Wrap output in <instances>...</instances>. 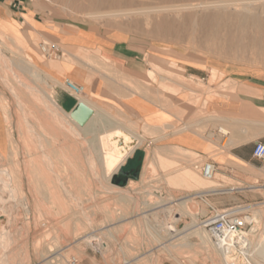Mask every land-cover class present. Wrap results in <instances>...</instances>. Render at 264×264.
Returning a JSON list of instances; mask_svg holds the SVG:
<instances>
[{"label":"rangeland","instance_id":"obj_1","mask_svg":"<svg viewBox=\"0 0 264 264\" xmlns=\"http://www.w3.org/2000/svg\"><path fill=\"white\" fill-rule=\"evenodd\" d=\"M33 2L50 22L72 30L94 28L126 40L149 62V78L144 83L149 99L155 104L161 101L168 112L178 116L181 102L197 116L206 114L207 93L229 87L224 68L264 71V54L222 49L218 40L208 44L197 31L151 35L152 25L134 22L122 6L108 12L87 7V0ZM180 2L173 5L187 3ZM184 12L173 16L180 19ZM16 39L0 27V110L8 138L7 151L0 153V264H68L73 256L79 260L89 256L87 250L91 256L95 253L105 258L98 264H142V255L181 258L180 264H228L231 256L220 251L202 225L208 216L201 217L206 202L199 198L202 190L219 186L224 177L216 170L212 179L205 178L198 154L179 147H160L156 128L112 101L97 103L95 117L86 126H79L57 100L68 77L57 78L46 70V64L68 60L82 66L79 69L85 83L78 84L84 85L85 92L94 77L103 72L115 75L116 71L104 65L94 50L82 49L70 55L53 39L36 37L28 40L29 45ZM42 42L63 47V54L44 57ZM22 55L44 76L33 77L19 69L15 62ZM128 84L134 91H142L141 85ZM84 94L81 97H88ZM118 122L145 137L138 145L133 137L127 143L118 137V144L144 148L146 159L138 181L114 187L101 165L99 134ZM171 124L166 131L181 128L178 122ZM259 192L261 197L252 204L242 203V209H249L245 212L252 217L254 207L264 206V189ZM93 233L100 236L98 241L84 239ZM235 261L245 264L242 256Z\"/></svg>","mask_w":264,"mask_h":264},{"label":"crops","instance_id":"obj_2","mask_svg":"<svg viewBox=\"0 0 264 264\" xmlns=\"http://www.w3.org/2000/svg\"><path fill=\"white\" fill-rule=\"evenodd\" d=\"M17 1L20 3L19 7H15ZM48 18L45 12L40 13L36 10L33 1L0 0V27L14 38H19L28 45V40L36 37L53 39L70 55H75L82 49L94 50L99 53L100 61L104 65L116 71L115 75L103 72L87 84L84 95L92 102L101 104L112 101L120 108L125 106L135 112L143 124L156 128L160 147L190 150L198 154L202 163L211 161L216 164L217 172L224 178L220 179L219 186L199 193V198L206 202V210L200 214L201 217L209 216L211 207L217 210L236 206L242 208V203L252 204L254 199L261 197L259 191L264 189L262 188L264 184L260 183L264 182L262 176L264 160L254 155V149L258 142H264V71L246 69L231 71L224 68V74L230 80L229 87L213 88L216 92L207 93L206 114L197 116L195 111L189 110L184 105L185 102H181L179 104L181 113L178 116L168 112L161 101L155 104L149 99L145 92L148 86L144 84L149 78V62L144 55L129 46L126 40L106 35L94 28L79 27L77 30H72L62 23L50 22ZM117 36L119 37L118 34ZM63 47H60L61 50ZM80 67L82 66L68 60H62L59 64H46V70L57 78L68 77L77 83H85L84 73L80 71ZM128 82L141 85L142 91H134ZM68 93L63 90V94L59 95L57 100L71 112L77 107L79 100L85 101ZM172 122H178L181 128L176 131H166ZM117 127L119 122L116 127L101 132L99 137ZM163 127L164 131H162ZM132 135L137 139V145L145 140L144 135L135 130L132 131ZM100 138L99 150H103ZM134 147L130 148V154L111 175L110 180L114 187L127 186L129 182L139 180L146 153L144 148ZM7 149L5 116L0 110V153H4ZM254 209L256 211L253 217L250 212H245L249 209H242V212L247 213L252 220L256 262L264 264V248L261 246L264 245L262 238L264 237V206ZM87 253L89 256L81 260L82 264H98L105 261L103 256L99 258L95 253L91 256L92 253L88 250ZM139 260L142 264H176L177 262L180 264L181 262V258L157 259L151 255H142ZM123 264H131V261H125Z\"/></svg>","mask_w":264,"mask_h":264},{"label":"bare ground","instance_id":"obj_3","mask_svg":"<svg viewBox=\"0 0 264 264\" xmlns=\"http://www.w3.org/2000/svg\"><path fill=\"white\" fill-rule=\"evenodd\" d=\"M73 1L74 0H68V2L71 3ZM87 1L89 2L87 7L100 8V10L107 9L108 12L110 9L113 10L116 7L119 8V6L127 8V10H129L128 14L134 17H130L132 18L131 20L136 23H141L143 21L146 24L152 25V29L148 32L151 35L154 33L165 35H182L184 33H188L189 31H197V33L199 32L201 37L204 38L203 40L208 44L209 42L218 40L220 43L218 46H220L222 49H233L238 52L250 51L253 53L264 54V0H195L197 2H193L194 0ZM180 1H187V3L173 5L174 3H178ZM150 4H154L155 7H147ZM237 7L240 9H237ZM120 9L121 7L117 10L119 11ZM196 9L199 10V12H190L187 14L184 12L186 10L192 11ZM181 12H184V14L180 17V19L178 18L179 20L173 16L174 14L179 15ZM118 13L115 14L118 15ZM121 13L123 12H120L119 15ZM110 17L112 19V15ZM15 65H17L19 69L25 73L33 75V77L35 76L40 78L43 75L40 74V71H38L37 66L32 63L31 59L27 58L25 55L20 56L17 62H15ZM81 99L84 100L85 103H87L94 110V115L89 120L90 122L94 118L98 107L87 97H81ZM132 131H134V129L131 126L119 122V127L112 130L110 133L103 134L101 136L100 141L103 147V150H101L100 153V157L103 161L101 165L103 166L104 175L108 179L111 178V175L119 168L122 162L125 161L126 157L130 154V148L132 147L121 146V143L118 144L116 139L118 137H122L125 143H127L132 137L135 138L132 135ZM162 153L159 154L162 155ZM189 174L191 175L192 173L189 172L187 175ZM191 176V179L194 178ZM187 180L190 181L189 179ZM84 239L89 242H93L98 241L100 236L97 233H93L91 235L85 236ZM261 246L264 248V245L261 244ZM218 248L225 255L221 247L218 246Z\"/></svg>","mask_w":264,"mask_h":264},{"label":"built area","instance_id":"obj_4","mask_svg":"<svg viewBox=\"0 0 264 264\" xmlns=\"http://www.w3.org/2000/svg\"><path fill=\"white\" fill-rule=\"evenodd\" d=\"M16 6L19 7L20 3H15ZM40 50L42 55L47 58H57L60 54H63L57 44H49L47 42L40 43ZM62 85L66 91L78 99L85 93L84 86L78 84L71 78H65ZM254 155L264 160V142H258L256 144ZM199 168L201 174L209 179L214 177L217 170L216 164L211 161L202 163ZM251 223L252 220L249 215L244 214L240 206L222 210L211 207L210 215L202 221V225L207 228L208 233L217 246L221 247L226 256H231V261H228V264H236L235 260L237 256H242L245 259V264H254L255 261L252 258V252L255 245L251 237L254 229ZM67 263L82 264L81 260L74 256L67 260Z\"/></svg>","mask_w":264,"mask_h":264},{"label":"water","instance_id":"obj_5","mask_svg":"<svg viewBox=\"0 0 264 264\" xmlns=\"http://www.w3.org/2000/svg\"><path fill=\"white\" fill-rule=\"evenodd\" d=\"M94 115V110L87 103L79 101L77 107L70 112V117L79 125L85 126ZM121 143V142H120ZM135 145V144H134Z\"/></svg>","mask_w":264,"mask_h":264}]
</instances>
